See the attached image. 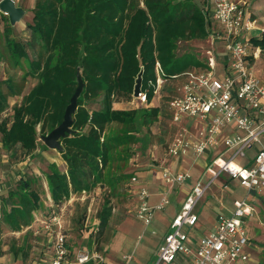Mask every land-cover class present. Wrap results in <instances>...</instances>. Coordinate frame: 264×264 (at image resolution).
<instances>
[{"label":"trees","instance_id":"16d2710c","mask_svg":"<svg viewBox=\"0 0 264 264\" xmlns=\"http://www.w3.org/2000/svg\"><path fill=\"white\" fill-rule=\"evenodd\" d=\"M32 15L25 41L10 37L8 19L6 51H0V61L15 65L24 61L27 75L38 83L14 107L12 118L1 120L10 99L23 95V84L0 80V133L7 152L34 153L39 137L64 121L81 73L85 88L74 115L75 133L61 140L68 170L53 169L47 176L52 200L60 205L73 193L90 191L109 166L115 146L139 142L137 135L161 118V107H114L117 101L133 100L141 72L142 90L151 105L157 99L158 62L167 83L174 81L173 76L205 68L192 56L180 59L177 49L179 42L207 39L209 23L195 0H36ZM250 43L264 50V32L252 36ZM101 98V109L87 108V103ZM112 126L125 131L104 138ZM42 148L49 150L45 144ZM32 183L21 178L10 194L12 206L4 220L14 231L30 227L40 210L41 199ZM109 204L100 213V235L110 225ZM258 264H264V254Z\"/></svg>","mask_w":264,"mask_h":264},{"label":"rangeland","instance_id":"374dc122","mask_svg":"<svg viewBox=\"0 0 264 264\" xmlns=\"http://www.w3.org/2000/svg\"><path fill=\"white\" fill-rule=\"evenodd\" d=\"M249 10L254 13L257 20L255 30L249 35L258 36L264 32V0H245ZM36 0H17L18 6L27 12L24 18L12 26L10 37L16 41L29 39L28 23L32 20V9ZM200 7H204L203 0H195ZM1 14V13H0ZM0 51H6L5 28L9 27V17L0 16ZM211 49L208 39L196 41H183L178 43L177 56L180 59L187 55L192 56L203 64L206 50ZM217 54L218 66L216 74L223 77L226 74L225 64L228 63L225 43H217L214 47ZM31 57L34 54L31 53ZM264 63V56L263 61ZM260 63V65L262 64ZM232 63L230 62L231 66ZM204 70L201 68H194ZM192 70V69H191ZM28 74V65L24 61L15 65L14 61H0V80L14 79L17 84H23V95L10 99V106L2 115L1 120L11 119L13 109L20 105L24 96L37 85L38 81ZM182 81H170L166 83L151 107H161V118L148 128H145L137 137L139 142L116 145L112 153L109 166L104 169L96 185L90 190L71 194L68 200L56 205L51 202L47 176L53 169L67 173L68 166L63 155L58 150H44V143L39 137V147L27 154L20 149L7 152L2 145L0 133V176L8 173L7 186L0 191V264H41L43 257L51 261L53 248L51 244V232L45 227V222L50 216H60L65 232L70 257L69 264H77L78 253L99 255L101 259H94V264H154L158 259V253L168 232H170L172 220L180 211V200L185 192H191L197 180L201 178L195 169L192 170L193 179L170 194V205L164 210L155 213L154 221L146 226L137 216V198L131 191L130 183L135 175L142 176L152 170L158 171L163 161L168 156V149L172 141L184 130L192 129L199 120L184 118L182 123L175 124L169 110L171 100L180 94ZM133 101V100H132ZM132 101H117L114 107L119 110L136 108ZM90 110L102 108V98L90 101L86 104ZM40 130V128H38ZM198 130V129H197ZM125 130L119 126H112L105 134L108 139L115 133ZM135 135V134H134ZM259 145H254L246 153V158L239 159L240 163H246L254 156ZM215 153L213 159H215ZM148 178L153 181V174ZM21 178L31 180L32 187L40 196V210L34 214V220L30 227H24L20 231H14L5 222V212L11 209V192L15 191ZM154 178L157 188L156 177ZM212 177L205 175L203 184L206 185ZM175 195V196H173ZM249 196V201L256 208L257 213L247 221L250 246L247 253L251 255L253 264H258L264 254V191L260 194L252 193L241 186L236 180L223 177L217 180L207 192L197 207L199 224L197 228L188 232L193 252L196 251L198 242L202 237L208 236L216 227L220 215L234 213V203ZM186 198V197H185ZM159 197L150 198V203H156ZM255 199L254 201H252ZM110 202L112 216L110 225L104 235H100V213L106 203ZM56 230V226H52ZM16 252H19L16 254ZM45 255V256H44ZM188 258V257H187Z\"/></svg>","mask_w":264,"mask_h":264},{"label":"built area","instance_id":"2783aa9c","mask_svg":"<svg viewBox=\"0 0 264 264\" xmlns=\"http://www.w3.org/2000/svg\"><path fill=\"white\" fill-rule=\"evenodd\" d=\"M13 1L17 3V0ZM203 1L209 23L207 39L211 44V49L204 55L205 68L173 76L172 80L182 81L183 86L180 94L169 103L175 124L188 118L199 120L202 125L196 139L184 133L178 135L170 144L168 154L178 161L189 153L199 159L210 148L218 153L207 167L212 179L206 185L201 181L196 183L188 194L154 264H253L247 253L250 246L247 221L257 210L249 196L235 201L234 213L218 217L216 227L208 236L202 237L195 252L189 246L188 232L197 228L200 221L197 207L222 176L238 181L250 194L264 191V50L255 48L250 43L252 36L249 37L257 20L245 0ZM221 42L226 45L228 63L225 64L226 74L220 78L216 74L219 63L214 47ZM156 71L155 95L158 97L167 80L159 62ZM132 102L137 104L136 108L151 106L142 88ZM254 145H259L254 156L246 163H240L238 160L246 158L247 151ZM191 177L190 171L185 169L166 168L161 172V180L169 191L182 187ZM130 187L137 198V216L146 226L153 223L157 211L171 203L166 195L157 206H151L150 192L138 175L132 177ZM61 222L58 215L50 216L45 222L52 234L53 256L49 264L70 263V249ZM52 226H56V230ZM76 259L77 264H85L101 258L78 253Z\"/></svg>","mask_w":264,"mask_h":264},{"label":"crops","instance_id":"0c3cea01","mask_svg":"<svg viewBox=\"0 0 264 264\" xmlns=\"http://www.w3.org/2000/svg\"><path fill=\"white\" fill-rule=\"evenodd\" d=\"M17 6H18V4H17ZM1 14H3V13H1ZM1 14H0V16H1ZM201 125H202L201 123L196 122L195 127H193L192 129L189 128L187 130H184L181 128V131L188 136L190 135L191 137H193V139H196L198 137V130L200 129ZM228 132L230 133V131H227V133ZM214 153L216 155L218 153V151L213 149V148H210L208 153L199 159H197L192 153H189L186 157H184L183 159L178 160V161L168 154L166 159L163 161V165L160 166V169L158 171L152 170L151 172H149L147 174H144V175L142 174V176L138 175L140 177L142 184H144L147 187V189L149 190L150 198H152L153 196L160 198L159 199L160 201H158L156 203L151 202L150 203L151 206H157L161 202V200L163 199L164 196H166V195L170 196V194L172 192L174 193L177 189L176 188L173 191H169L168 187L161 180V172L164 169H166V168H172L174 170H184L185 169V170H189L191 175H192V170L195 169L199 174L202 175L201 178L199 180H197L196 183H198L200 181L203 182L204 175H205V178L207 177V175H209L207 173V167L213 162V154ZM150 174H153V177H156V179L158 180V181H156L158 184L157 188L155 187L153 177H152L153 181L151 182V180H150V182H149L148 178L151 177ZM6 177H8V173H4V175L0 176V191L5 189L7 186ZM21 177L22 176H20V179H21ZM192 179H193V177H191L190 180H192ZM190 180H188V181H190ZM189 193L190 192H185L184 198H182L180 200V203H179L180 209L182 207V204L186 201ZM173 196H175V195H173ZM51 202H53L52 198H51ZM177 215H178V213L176 214V216ZM49 263H50L49 259L46 260L45 257L42 258L41 264H49Z\"/></svg>","mask_w":264,"mask_h":264},{"label":"water","instance_id":"95a60500","mask_svg":"<svg viewBox=\"0 0 264 264\" xmlns=\"http://www.w3.org/2000/svg\"><path fill=\"white\" fill-rule=\"evenodd\" d=\"M0 12L9 17L10 23L12 26H15L19 23L24 16L26 11L24 8L17 6V3L13 0H1L0 1ZM78 87L70 100V104L66 109L64 121L56 127L51 133L46 136H41V141L52 150H58L59 152L63 151V145L61 140L70 135H73L75 131L73 130L74 115L78 109V101L81 97L85 83L83 81L81 73L77 75ZM143 82V72L139 74V77L136 81V86L134 89V97L137 98L141 92Z\"/></svg>","mask_w":264,"mask_h":264}]
</instances>
